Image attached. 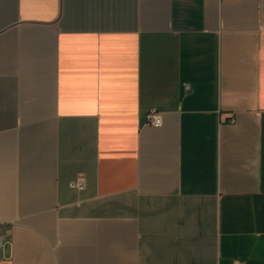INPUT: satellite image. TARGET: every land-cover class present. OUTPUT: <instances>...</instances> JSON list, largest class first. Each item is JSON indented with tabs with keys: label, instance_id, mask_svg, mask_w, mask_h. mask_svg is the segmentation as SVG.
<instances>
[{
	"label": "crops",
	"instance_id": "0c3cea01",
	"mask_svg": "<svg viewBox=\"0 0 264 264\" xmlns=\"http://www.w3.org/2000/svg\"><path fill=\"white\" fill-rule=\"evenodd\" d=\"M0 225V264H264V0H0Z\"/></svg>",
	"mask_w": 264,
	"mask_h": 264
},
{
	"label": "built area",
	"instance_id": "2783aa9c",
	"mask_svg": "<svg viewBox=\"0 0 264 264\" xmlns=\"http://www.w3.org/2000/svg\"><path fill=\"white\" fill-rule=\"evenodd\" d=\"M189 86H187L188 88ZM148 123L151 125H156V126H160L163 124V119L161 116V113L158 112L157 110H152L147 117ZM72 186L82 190L85 188V182L83 181V179H78L76 181H74L72 183ZM4 230L2 228V226L0 225V247H2L4 245Z\"/></svg>",
	"mask_w": 264,
	"mask_h": 264
}]
</instances>
